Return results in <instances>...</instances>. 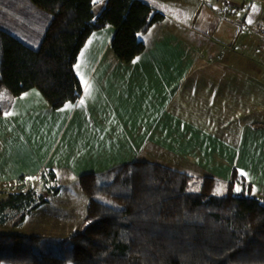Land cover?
Listing matches in <instances>:
<instances>
[{"label": "crops", "instance_id": "obj_1", "mask_svg": "<svg viewBox=\"0 0 264 264\" xmlns=\"http://www.w3.org/2000/svg\"><path fill=\"white\" fill-rule=\"evenodd\" d=\"M142 1L166 19L143 36L146 50L127 65L110 48L115 28L95 32L75 67L84 86L77 104L52 109L37 89L8 97L10 110L0 116V187L40 180L45 169L57 172L56 183L63 174L79 183L122 164L156 163L153 145L159 160L175 153L182 173L228 182L237 169L264 198V81L255 76L263 70L232 46L243 33L264 37V0ZM52 18L31 0H0V27L36 50ZM6 195L0 228L40 208L35 197ZM28 235L46 234L35 227Z\"/></svg>", "mask_w": 264, "mask_h": 264}, {"label": "trees", "instance_id": "obj_2", "mask_svg": "<svg viewBox=\"0 0 264 264\" xmlns=\"http://www.w3.org/2000/svg\"><path fill=\"white\" fill-rule=\"evenodd\" d=\"M31 1L52 23L37 50L0 27V94L16 99L37 89L52 109L82 98L75 67L95 32L115 28L110 48L127 65L146 50L143 36L166 19L142 0H107L98 13L94 0ZM10 107L0 102V116ZM231 175L228 182L205 177L196 192L189 174L147 161L83 175L86 224L66 239L67 254L46 255L45 237L0 233V264H264V198L237 169ZM57 179L45 169L42 191L58 195ZM34 180L21 177L4 189L21 198ZM221 185L224 195L216 192Z\"/></svg>", "mask_w": 264, "mask_h": 264}, {"label": "rangeland", "instance_id": "obj_3", "mask_svg": "<svg viewBox=\"0 0 264 264\" xmlns=\"http://www.w3.org/2000/svg\"><path fill=\"white\" fill-rule=\"evenodd\" d=\"M95 1L96 7L99 8V5L107 0ZM96 12H99V10ZM256 32H254V35L257 36L256 39H243V36L246 34L243 33L242 36H240L241 38L232 43V46L234 45V50H237L238 55L240 54L244 56L246 60H251L253 63H257V65L260 66L263 72H256L255 76L260 77L264 81V37L262 38V36L258 35ZM228 45H230V43H228ZM243 47H246L247 49H244ZM8 97H11L9 91H3V93L0 94V102L3 103V106L9 102ZM156 149L157 151H155ZM151 154L152 160L156 161V163L183 171V168H181L180 165L182 162L176 158L175 153L169 152L166 157L162 155V160H159L160 154H158V148L152 145ZM183 163L185 164L184 161ZM189 175L194 178L190 189L196 192L200 190L203 178L209 176L210 173H203L200 171L190 173ZM39 181L40 180H34L33 184H28V189H24L25 191L23 190L24 192L29 191V195L27 196H31L32 198L35 197L39 204L42 203L35 215L31 217L28 213H22L13 221H10V217L5 223V225H7L9 222V225L0 228V233L23 236L28 235L29 231H32L33 228L37 227L46 234L45 242L40 246L43 248L46 255L53 252H57L58 255H66L72 247L66 239L70 238L78 231H81V228L86 224L85 217L88 196L83 193L80 184L73 180L68 174H63L60 176V182L54 183L59 185L62 190L58 195L43 192ZM4 192L7 193L6 198L4 197L6 200H9L10 194L16 195L21 193V191L16 189L9 188L7 190L0 187V194ZM216 192L219 195H224L226 192L224 185L219 186ZM44 195H47L48 197H44ZM49 197L50 200L48 201ZM25 217H28V219L23 223ZM67 264L74 263L69 260Z\"/></svg>", "mask_w": 264, "mask_h": 264}, {"label": "built area", "instance_id": "obj_4", "mask_svg": "<svg viewBox=\"0 0 264 264\" xmlns=\"http://www.w3.org/2000/svg\"><path fill=\"white\" fill-rule=\"evenodd\" d=\"M101 6H102V5H101ZM102 7H103V6H102ZM102 7H100V9H101ZM100 9H99V10H100ZM96 13H98V12H96ZM49 200H50V199H49Z\"/></svg>", "mask_w": 264, "mask_h": 264}, {"label": "snow or ice", "instance_id": "obj_5", "mask_svg": "<svg viewBox=\"0 0 264 264\" xmlns=\"http://www.w3.org/2000/svg\"><path fill=\"white\" fill-rule=\"evenodd\" d=\"M81 103H83V101H81Z\"/></svg>", "mask_w": 264, "mask_h": 264}]
</instances>
